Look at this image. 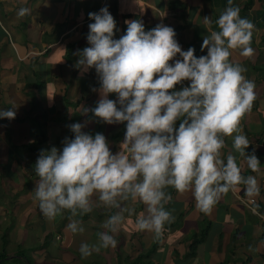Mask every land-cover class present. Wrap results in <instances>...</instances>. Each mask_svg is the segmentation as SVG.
I'll return each mask as SVG.
<instances>
[{
    "label": "crops",
    "instance_id": "0c3cea01",
    "mask_svg": "<svg viewBox=\"0 0 264 264\" xmlns=\"http://www.w3.org/2000/svg\"><path fill=\"white\" fill-rule=\"evenodd\" d=\"M233 4L255 25L252 57L234 50L231 60L241 63L255 83V99L241 127L251 144L249 154L255 152L261 166L252 173L242 158L238 163L242 174L256 176L259 196L249 199L241 185L203 215L190 193L168 189L172 199L166 208L175 219L159 241L135 227L144 205L122 203L133 211L124 213L117 247L81 259V243H95L102 223L118 210L94 208L77 217L84 232L72 234L69 214L46 220L32 190L40 151L62 150L65 138H74L70 125L87 121L83 131L102 133L113 154L124 139L125 124L98 122L90 112L100 98L95 69L81 73L77 67L79 52L89 46L88 25L94 23L89 13L107 7L116 21V39L126 33L128 20H142L145 31L158 24L172 27L182 49L194 48L198 58L207 54L201 51L209 34L204 18L218 30L215 21L228 0H0V110L15 107L16 112L14 120L0 119V264H264V0ZM24 7L31 13L19 17ZM184 86L189 82L176 90ZM231 145L226 138L225 156L234 152Z\"/></svg>",
    "mask_w": 264,
    "mask_h": 264
},
{
    "label": "clouds",
    "instance_id": "9594fccd",
    "mask_svg": "<svg viewBox=\"0 0 264 264\" xmlns=\"http://www.w3.org/2000/svg\"><path fill=\"white\" fill-rule=\"evenodd\" d=\"M30 13L24 7L17 15ZM89 18L94 21L88 25L89 46L79 52L77 67L81 73L95 69L99 79L100 98L90 112L98 122L125 124L124 139L113 154L102 133L83 131L87 121L70 125L74 138H65L62 150L40 151L32 190L46 220L69 214L72 234L84 232L77 217L94 208L118 210L102 223L95 243H81V259L117 247L124 213L133 211L122 203L144 205L135 227L159 241L175 219L166 208L172 199L168 189L190 193L203 215L241 185L249 199L259 196L256 176L242 174L238 163L242 158L252 173L261 166L255 152L249 154L251 144L241 127L255 99V83L241 63L231 60L234 50L252 57L255 25L241 17L233 0L215 21L218 30L204 18L209 34L201 51L207 54L198 58L194 48L183 50L175 30L164 24L145 31L142 20H128L126 33L116 39V21L107 7ZM185 81L189 86L176 90ZM113 94L116 99H109ZM14 109L0 110V119L14 120ZM226 138L234 152L225 156Z\"/></svg>",
    "mask_w": 264,
    "mask_h": 264
},
{
    "label": "built area",
    "instance_id": "2783aa9c",
    "mask_svg": "<svg viewBox=\"0 0 264 264\" xmlns=\"http://www.w3.org/2000/svg\"><path fill=\"white\" fill-rule=\"evenodd\" d=\"M262 218H264V216L260 215Z\"/></svg>",
    "mask_w": 264,
    "mask_h": 264
},
{
    "label": "rangeland",
    "instance_id": "374dc122",
    "mask_svg": "<svg viewBox=\"0 0 264 264\" xmlns=\"http://www.w3.org/2000/svg\"><path fill=\"white\" fill-rule=\"evenodd\" d=\"M27 255V254H26Z\"/></svg>",
    "mask_w": 264,
    "mask_h": 264
}]
</instances>
